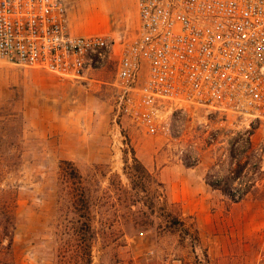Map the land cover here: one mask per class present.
<instances>
[{"label":"rangeland","instance_id":"rangeland-1","mask_svg":"<svg viewBox=\"0 0 264 264\" xmlns=\"http://www.w3.org/2000/svg\"><path fill=\"white\" fill-rule=\"evenodd\" d=\"M94 1L69 6L83 19L100 10L101 34L135 33V0ZM101 79L111 82L113 71ZM90 85L0 63V264H82L88 256L90 264H258L264 191L237 203L225 182L206 191L197 184L205 187L216 164L230 162V140L204 144L200 112L174 117L186 128L180 138L146 134L126 118L114 123L111 90ZM195 152L200 163L184 164ZM133 157L158 174L167 194L176 174L190 188L169 207L184 229H164L162 191L140 181ZM82 188L88 207L79 206Z\"/></svg>","mask_w":264,"mask_h":264},{"label":"built area","instance_id":"built-area-1","mask_svg":"<svg viewBox=\"0 0 264 264\" xmlns=\"http://www.w3.org/2000/svg\"><path fill=\"white\" fill-rule=\"evenodd\" d=\"M135 7V33L114 38L73 35L69 0H0V63L85 83L111 70V82L93 84L111 90L113 122L126 118L149 135L183 137L174 117L200 112L204 144L230 140V162L216 164L208 185L225 182L237 203L264 191V0H135ZM183 163L196 166L200 156ZM259 234L264 264V203Z\"/></svg>","mask_w":264,"mask_h":264},{"label":"trees","instance_id":"trees-1","mask_svg":"<svg viewBox=\"0 0 264 264\" xmlns=\"http://www.w3.org/2000/svg\"><path fill=\"white\" fill-rule=\"evenodd\" d=\"M69 163V162H68ZM71 164V163H70ZM128 169L127 167H125V170ZM131 170L134 171V173H136L137 175H139V179L142 183L147 184V183H155L157 185V187H159L162 191L161 195H162V210L165 213V218H163L164 220V229L170 233L175 231L176 227L179 228H185V223L179 218V215L173 213L169 207L170 205H172V203L168 200L166 191H165V187L164 184L161 183L156 174H154L153 172L149 171L140 161H138L135 157H133V166L131 167ZM74 175L76 178H79V181L82 180V176L77 172H74ZM132 182V179H131ZM133 183V182H132ZM132 189H134V185H132ZM136 189V188H135ZM80 191V190H79ZM91 197L89 196V194L86 193V190L84 188H82V190L79 192V206H84V207H88L91 202H90ZM153 205L148 204L147 207L150 209ZM91 222L92 220L89 219L88 221L84 222V227H86L88 230H91ZM84 247L86 250L90 251L91 249V243L90 241H86V243L84 244ZM91 262V258L90 256H88V258L84 259L83 261H81V263L83 264H90Z\"/></svg>","mask_w":264,"mask_h":264},{"label":"crops","instance_id":"crops-1","mask_svg":"<svg viewBox=\"0 0 264 264\" xmlns=\"http://www.w3.org/2000/svg\"><path fill=\"white\" fill-rule=\"evenodd\" d=\"M93 1V0H92ZM99 2H100V0H95L94 1V3H96L97 4V6L99 5ZM79 4V2L77 3V5ZM70 5V4H69ZM77 8V7H76ZM76 8H70V6H69V10H68V18H69V29H70V31H71V33L73 34V35H77V36H79V35H90V34H101L99 31H100V23L101 22H99V20H100V18L97 16V15H90L89 17H87L86 19H83L82 18V16L81 17H79V10L77 11L76 10ZM103 35H107V36H110V35H108V34H103ZM111 37H114V36H111ZM115 38V37H114ZM103 74V73H102ZM102 74H95V73H91V76H92V80H91V82H87V83H85V82H79L80 84H81V86L82 87H84V88H87V87H89V86H91L90 84H92L93 86H95V84H93L95 81L94 80H96V78H101V76H102ZM89 89V88H88ZM148 169V168H147ZM149 170V169H148ZM150 171V170H149ZM162 175H163V173H161ZM157 175V178H158V180L161 182V183H163L164 184V186H165V183L164 182H162L161 180H160V178H159V176H158V174H156ZM161 175V176H162ZM174 175V174H173ZM177 175V174H176ZM174 176L173 177V179H174V182H178L177 183V185H176V183H174L175 185L174 186H172V192H171V195L170 194H167V197H168V200L171 202V203H175L176 201H181V200H183V201H185V199L184 198H182L181 196H184V192L185 193H187L188 195H191L190 194V192H189V189L190 188H185L184 186H182L183 185V183H181V177L179 176V174L177 175V176ZM166 176H167V174H166ZM193 177V176H192ZM204 182V181H203ZM197 184H198V186H199V191H201V190H204V191H206V188L208 187H210L209 185H206L205 187H204V184L202 183V181H200V179H197ZM179 185H181L182 186V188L181 187H179ZM178 187V189L176 190L174 187ZM166 188V187H165ZM209 189H211V188H209ZM175 191H177V192H175ZM215 192H218V190H214ZM251 195V194H250ZM176 196H177V199H176ZM169 197H171L172 198V200L169 198ZM247 197H249V195L247 196ZM247 197H246V199H247ZM183 207H184V210L186 209V206H184L183 205ZM184 213L185 212H182V215H184ZM186 214V213H185ZM180 218V217H179ZM182 220V219H181ZM183 221V220H182ZM262 223V222H261ZM185 225V224H184ZM185 227H186V225H185Z\"/></svg>","mask_w":264,"mask_h":264},{"label":"bare ground","instance_id":"bare-ground-1","mask_svg":"<svg viewBox=\"0 0 264 264\" xmlns=\"http://www.w3.org/2000/svg\"><path fill=\"white\" fill-rule=\"evenodd\" d=\"M97 14H101V11L100 10L95 11V15H97Z\"/></svg>","mask_w":264,"mask_h":264}]
</instances>
